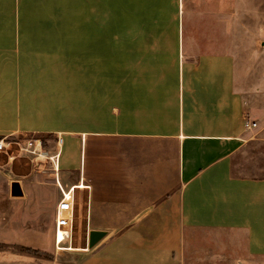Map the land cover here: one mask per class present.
I'll list each match as a JSON object with an SVG mask.
<instances>
[{
    "label": "crops",
    "instance_id": "obj_1",
    "mask_svg": "<svg viewBox=\"0 0 264 264\" xmlns=\"http://www.w3.org/2000/svg\"><path fill=\"white\" fill-rule=\"evenodd\" d=\"M224 2L0 0V139L20 148L10 161L29 158L28 140L52 139L41 142L57 187L27 185L25 196L46 195L55 216L69 194L74 229L103 234L81 264L264 259V173L251 158L264 124L244 130L246 121L264 123V108L247 110L234 57L195 52L214 50L195 22L208 12L233 16L235 0L228 11ZM84 66L179 67L180 78H92V122L79 126L64 123L80 109L64 101L67 83L80 104L81 78L19 72ZM248 96L264 99V90ZM64 171L71 178L61 195Z\"/></svg>",
    "mask_w": 264,
    "mask_h": 264
},
{
    "label": "rangeland",
    "instance_id": "obj_2",
    "mask_svg": "<svg viewBox=\"0 0 264 264\" xmlns=\"http://www.w3.org/2000/svg\"><path fill=\"white\" fill-rule=\"evenodd\" d=\"M225 11L232 10V0H224ZM206 2V0H204ZM187 7V0H184ZM212 4V3H209ZM200 14L207 10L200 3ZM212 11V10H210ZM187 14L188 8L185 9ZM189 17H185V28H188ZM198 33L208 34L206 43L215 44L214 50L195 51L217 55H229L236 59L239 89L245 97L247 108L253 115H260L264 108V99L249 98L252 92L264 90V0H235V13L208 12L195 22ZM212 32H217L211 35ZM193 53V52H191ZM20 73L26 70L27 78H81L80 104L72 99V86L67 90L65 83V106L78 107L73 115L64 121L67 125L84 126L92 122V78H180L179 67H121V66H84V67H36L19 68ZM22 70V71H21ZM183 72L185 68H182ZM188 75L195 74V68H186ZM30 76V77H28ZM188 76V77H189ZM184 78V77H183ZM52 93L59 94L60 83L50 84ZM77 85L75 83V92ZM51 101V100H49ZM255 103H257L255 105ZM253 104V105H252ZM256 110V112H254ZM68 111V110H67ZM75 120L71 122L69 120ZM251 120H254L251 118ZM254 122V121H253ZM50 124H57L55 119ZM255 133L260 130L263 121L256 123ZM48 140L51 138H41ZM3 140L6 145L7 139ZM41 140V141H42ZM43 143V142H42ZM49 145V142H46ZM51 144L52 139H51ZM50 144V145H51ZM49 145V146H50ZM44 143L41 151H44ZM51 147V146H50ZM20 148L15 145L5 146L0 152V264H81L86 256L91 254L90 236L83 226H71L70 236L61 244L56 243L55 209L51 208L48 198L35 199L33 203L25 196V188L37 186L43 188L57 187L50 185L56 173L53 174V163L46 173L38 172L32 166V156L28 159L20 156L10 161L14 155L20 154ZM26 150V145L24 147ZM251 158H255V167L264 173V143L252 149ZM68 160V153L65 158ZM51 172V173H50ZM65 176V186H58L61 195L67 192L70 185L71 172H61ZM29 177L26 178V177ZM61 176V175H60ZM18 183L23 197L13 198L10 195V184ZM28 182H32L28 184ZM56 183V180L55 182ZM53 183V184H54ZM53 193V192H51ZM8 198L9 201H4ZM80 250H86L85 252ZM254 264H264V259L255 260Z\"/></svg>",
    "mask_w": 264,
    "mask_h": 264
},
{
    "label": "built area",
    "instance_id": "obj_3",
    "mask_svg": "<svg viewBox=\"0 0 264 264\" xmlns=\"http://www.w3.org/2000/svg\"><path fill=\"white\" fill-rule=\"evenodd\" d=\"M257 125L254 122L246 121L244 123V130L246 132L256 129ZM61 140L57 141V145H60ZM5 145L4 142H0V152L3 151ZM41 140H28L26 142V151L32 156V166L37 174L46 173L48 166L53 161L51 156L41 151ZM72 213L73 208L70 201L61 199L56 207L55 223H56V242L63 243L70 236V229L72 226Z\"/></svg>",
    "mask_w": 264,
    "mask_h": 264
},
{
    "label": "water",
    "instance_id": "obj_4",
    "mask_svg": "<svg viewBox=\"0 0 264 264\" xmlns=\"http://www.w3.org/2000/svg\"><path fill=\"white\" fill-rule=\"evenodd\" d=\"M10 195L13 198H21L23 196V193L21 191V188L18 183H11L10 184ZM90 247L94 246L99 240L102 239L103 234L101 233H91L90 235Z\"/></svg>",
    "mask_w": 264,
    "mask_h": 264
},
{
    "label": "bare ground",
    "instance_id": "obj_5",
    "mask_svg": "<svg viewBox=\"0 0 264 264\" xmlns=\"http://www.w3.org/2000/svg\"><path fill=\"white\" fill-rule=\"evenodd\" d=\"M69 197H70V195L69 194H66L65 195V197H64V199L66 200V201H68L69 200ZM57 244H60V243H58V242H56Z\"/></svg>",
    "mask_w": 264,
    "mask_h": 264
}]
</instances>
